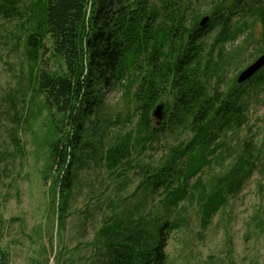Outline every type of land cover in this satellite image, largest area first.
Returning <instances> with one entry per match:
<instances>
[{
	"label": "rangeland",
	"instance_id": "rangeland-1",
	"mask_svg": "<svg viewBox=\"0 0 264 264\" xmlns=\"http://www.w3.org/2000/svg\"><path fill=\"white\" fill-rule=\"evenodd\" d=\"M8 1L18 15L3 12ZM32 1L0 0V264H109L110 242L128 244L163 223L179 226L169 235L168 264H264V85L256 88L252 82L235 87L240 72L264 53L262 24L250 20L245 34L214 52L222 66L220 90L243 94L247 109L242 128L219 138L223 149L205 170L203 180L215 185L235 164L247 139H253L263 152L251 178L228 197L206 230L201 228L195 179L188 185L192 194L177 207L166 204L162 188L154 193L149 182L143 183L166 165L172 150L187 143L190 133L167 126L152 145L133 147L129 161L113 173L107 170L106 151L135 132L139 121L132 98L136 89L127 96L123 84L100 89L95 113L85 123L81 162L74 168L73 187L60 220L49 149L58 119L38 94L35 73L39 66L26 55ZM169 1L179 4L182 21L192 27L205 17L209 25L217 7L229 6L233 0L150 3L162 7ZM238 19L233 18V27ZM218 32L216 28L204 39L206 52L214 47ZM172 102L173 95L166 91L156 105L170 110ZM152 121L157 128L156 119Z\"/></svg>",
	"mask_w": 264,
	"mask_h": 264
},
{
	"label": "trees",
	"instance_id": "trees-1",
	"mask_svg": "<svg viewBox=\"0 0 264 264\" xmlns=\"http://www.w3.org/2000/svg\"><path fill=\"white\" fill-rule=\"evenodd\" d=\"M150 1H32L34 7L27 15L26 55L39 66L35 73L37 92L58 119L49 149L60 220L73 187L74 168L81 162L85 123L95 113L101 87L123 84L130 97L135 88L132 98L139 115L136 131L106 151L103 160L109 172L129 161L133 147L152 145L167 126L190 133L187 143L172 150L166 165L143 183L149 182L154 193L162 188L166 204L177 207L192 194L188 185L195 179L203 230L226 206L228 197L251 178L260 161L262 148L258 150L255 141L247 139L235 164L215 185L203 180L205 170L223 149L219 138L242 128L247 109L243 94L220 90L222 66L214 52L245 34L250 20L262 24L264 44V0H233L229 6H219L207 28L198 23L186 25L176 1L162 7ZM3 8L7 16L18 15L10 1ZM235 16L239 19L233 27ZM216 28L214 47L206 52L204 39ZM252 82L256 88L264 85V68L246 83ZM242 85L235 81L237 89ZM166 91L173 95L172 106L170 110L165 107L169 112L166 124L154 128L152 111ZM178 228L177 224L163 223L128 244L110 242L112 236L109 264H168L169 235Z\"/></svg>",
	"mask_w": 264,
	"mask_h": 264
},
{
	"label": "water",
	"instance_id": "water-1",
	"mask_svg": "<svg viewBox=\"0 0 264 264\" xmlns=\"http://www.w3.org/2000/svg\"><path fill=\"white\" fill-rule=\"evenodd\" d=\"M209 18L205 17L200 22V26L204 27L208 24ZM262 68H264V53L260 55L253 63H251L248 67H246L243 71L238 75L236 82L238 85H242L253 78ZM166 115L165 105L158 104L152 111V118L156 119V126L160 127L164 121Z\"/></svg>",
	"mask_w": 264,
	"mask_h": 264
}]
</instances>
